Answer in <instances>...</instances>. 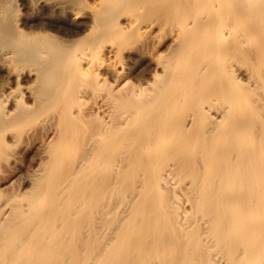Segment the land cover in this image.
Returning <instances> with one entry per match:
<instances>
[{"label":"bare ground","instance_id":"6f19581e","mask_svg":"<svg viewBox=\"0 0 264 264\" xmlns=\"http://www.w3.org/2000/svg\"><path fill=\"white\" fill-rule=\"evenodd\" d=\"M37 122L0 264H264V0H0V159Z\"/></svg>","mask_w":264,"mask_h":264},{"label":"rangeland","instance_id":"374dc122","mask_svg":"<svg viewBox=\"0 0 264 264\" xmlns=\"http://www.w3.org/2000/svg\"><path fill=\"white\" fill-rule=\"evenodd\" d=\"M37 124L38 122L34 124L36 127L30 126L32 129L26 126L14 130L13 137L14 135L19 136L18 134L21 132L24 137L20 141L13 139L17 142L12 147H8L6 154L0 159V189L4 191V199H10L18 189L29 188L32 182L30 179L37 173V168L39 169L41 156L44 155L43 144L45 138L39 133L35 137L32 136L33 131H39V125ZM27 131H30L29 134L26 133ZM17 138L19 139V137ZM7 206H3L4 212L9 209V206Z\"/></svg>","mask_w":264,"mask_h":264}]
</instances>
